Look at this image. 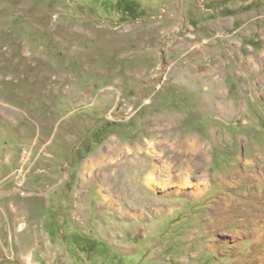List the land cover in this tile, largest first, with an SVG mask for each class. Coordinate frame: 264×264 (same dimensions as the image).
I'll return each mask as SVG.
<instances>
[{"label": "rangeland", "instance_id": "374dc122", "mask_svg": "<svg viewBox=\"0 0 264 264\" xmlns=\"http://www.w3.org/2000/svg\"><path fill=\"white\" fill-rule=\"evenodd\" d=\"M163 163L184 182L148 184ZM262 240L264 0H0V264H264Z\"/></svg>", "mask_w": 264, "mask_h": 264}, {"label": "bare ground", "instance_id": "6f19581e", "mask_svg": "<svg viewBox=\"0 0 264 264\" xmlns=\"http://www.w3.org/2000/svg\"><path fill=\"white\" fill-rule=\"evenodd\" d=\"M195 140V139H194ZM187 143H188V145H187ZM154 145H157V146H160L161 145V142H157V144H154ZM186 145L187 146H185V147H183L182 149L184 150L182 153H184L185 151L186 152H191L193 155V157H194V164H193V167L195 166L196 167V169H199L200 171H201V175H200V178L202 179V182H200V183H198L197 185H196V189H197V191H198V193H199V195L200 194H202L203 192H205V190H206V188H208V186H209V184H207V182H208V177H209V173L207 172V170H206V167H207V160H208V158H207V150H206V148H205V146L199 141V140H195V141H193V142H186ZM188 147V148H187ZM205 148V149H204ZM128 153V155H132V154H130L131 152L130 151H127ZM209 152V151H208ZM185 154V153H184ZM190 154V153H189ZM188 154V155H189ZM191 157V156H190ZM128 158H130V156H128ZM180 159V158H179ZM133 160V161H132ZM130 159L129 161L133 164V166L134 167H136L137 166V164H136V162L134 161V159ZM193 160V159H192ZM191 162V161H190ZM181 164V163H180ZM183 164V163H182ZM253 163L251 162V161H249V160H247L246 162H245V165H247V166H250V165H252ZM190 165V164H189ZM188 165V166H189ZM187 166V167H188ZM162 170H163V172L165 171V174H164V176L165 177H163V178H159L158 179V176L156 177L153 173H149L147 176H146V180H147V182H148V184H150L151 186H153V184L154 183H157L158 182V184H160L161 186H166L167 185V182L170 180V178H171V175H173V174H171V169L172 168H175V165H171V164H167V163H163L162 164V166H159ZM190 167V166H189ZM183 168V167H182ZM177 169V168H176ZM175 169V170H176ZM179 169V168H178ZM156 171V170H155ZM187 171V170H186ZM185 171V172H186ZM188 171H190V170H188ZM154 172V171H153ZM178 172H179V170H178ZM166 173H168V175L166 174ZM186 175H187V173H186ZM175 175H173L172 177L173 178H175V180L174 181H176V178L178 179L177 181L179 182H184V180L182 179L183 178V175H182V171L181 172H179V173H176V177H174ZM253 177H255V175H253V173L251 174H248L247 173V171L245 170V169H242V170H240V171H236L235 173H233V174H230V175H227L226 177H223L222 178V180H225V181H227L228 183H235V182H240V181H247V180H249V179H252ZM182 179V180H181ZM185 179V178H184ZM261 179V178H260ZM220 181V180H219ZM185 182H186V180H185ZM188 182V181H187ZM158 184H157V186H158ZM236 184V183H235ZM155 186V185H154ZM179 186V185H178ZM196 191V192H197ZM232 203V202H231ZM236 204V203H235ZM232 205V204H231ZM236 207H237V205H236ZM235 209V208H234ZM225 210V209H224ZM227 211H231V209H226ZM220 218V217H219ZM223 219V218H222ZM227 218L226 217H224V222H226L227 220H226ZM262 228V227H261ZM262 236L261 234H258V236ZM257 238H260V237H257ZM256 238V239H257ZM263 239V238H262ZM259 240V239H258ZM262 241H264V240H262Z\"/></svg>", "mask_w": 264, "mask_h": 264}]
</instances>
